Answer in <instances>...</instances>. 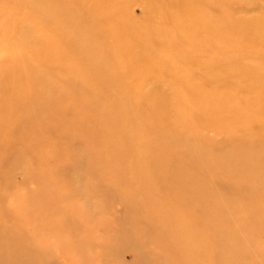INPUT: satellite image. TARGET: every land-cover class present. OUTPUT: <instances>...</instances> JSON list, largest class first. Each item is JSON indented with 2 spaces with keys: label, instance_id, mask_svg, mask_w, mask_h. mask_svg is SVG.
<instances>
[{
  "label": "rangeland",
  "instance_id": "1",
  "mask_svg": "<svg viewBox=\"0 0 264 264\" xmlns=\"http://www.w3.org/2000/svg\"><path fill=\"white\" fill-rule=\"evenodd\" d=\"M0 264H264V0H0Z\"/></svg>",
  "mask_w": 264,
  "mask_h": 264
}]
</instances>
